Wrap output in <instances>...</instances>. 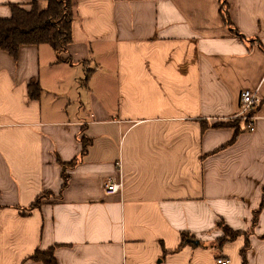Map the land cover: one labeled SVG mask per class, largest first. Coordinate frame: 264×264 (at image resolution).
<instances>
[{
	"label": "crops",
	"instance_id": "0c3cea01",
	"mask_svg": "<svg viewBox=\"0 0 264 264\" xmlns=\"http://www.w3.org/2000/svg\"><path fill=\"white\" fill-rule=\"evenodd\" d=\"M73 3L64 60L0 49V264H264V0ZM219 222L245 233L220 251Z\"/></svg>",
	"mask_w": 264,
	"mask_h": 264
},
{
	"label": "trees",
	"instance_id": "16d2710c",
	"mask_svg": "<svg viewBox=\"0 0 264 264\" xmlns=\"http://www.w3.org/2000/svg\"><path fill=\"white\" fill-rule=\"evenodd\" d=\"M40 1H45L47 6L41 7ZM74 0H33L31 9H28L20 5H12V14L8 18H0V49L10 52L13 56H17L20 48L23 45L33 44H47L51 48L53 47L58 55V60H64L63 54H66L69 50V45L72 43V23L74 17ZM223 10L226 21L228 20L226 9V1L223 3ZM38 87L31 84L32 96L39 95ZM256 112L253 111L252 114ZM244 125L248 120H241ZM218 125H224V123H216ZM232 125V124H229ZM91 142L90 138H83V152L84 155L87 152V148ZM75 160L69 164H63V168L71 167L74 165ZM63 187L68 183V175H62ZM49 194L43 192L30 206L29 210L38 208L43 204V201ZM264 205V199L263 203ZM258 220L257 214H255V222ZM224 234L215 241L214 246L220 251L226 242L234 240L239 235L245 234L242 231L232 230L223 222H219L218 225ZM247 234V233H246ZM192 235L183 234L182 244L192 240ZM249 248V242H246L245 248L242 250V255L245 260L246 251ZM220 257V256H218ZM34 260L41 261L44 264H57L53 249H48L45 252L36 250L32 256ZM246 261V260H245Z\"/></svg>",
	"mask_w": 264,
	"mask_h": 264
},
{
	"label": "built area",
	"instance_id": "2783aa9c",
	"mask_svg": "<svg viewBox=\"0 0 264 264\" xmlns=\"http://www.w3.org/2000/svg\"><path fill=\"white\" fill-rule=\"evenodd\" d=\"M240 100H241V107L239 112L234 117H240L243 120H248L246 123V128L250 131H254L255 128V120L257 119V114L253 111H256L258 108L261 99L258 96L257 91L251 90V89H244L240 94ZM123 188V182H109L106 184V191L115 194L116 192H120V190ZM217 264H230L231 261L225 257H217L216 258Z\"/></svg>",
	"mask_w": 264,
	"mask_h": 264
}]
</instances>
